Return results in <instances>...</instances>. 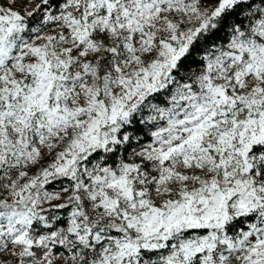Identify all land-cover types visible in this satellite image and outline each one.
Returning a JSON list of instances; mask_svg holds the SVG:
<instances>
[{"label":"snow or ice","instance_id":"1","mask_svg":"<svg viewBox=\"0 0 264 264\" xmlns=\"http://www.w3.org/2000/svg\"><path fill=\"white\" fill-rule=\"evenodd\" d=\"M0 264H264V0H0Z\"/></svg>","mask_w":264,"mask_h":264}]
</instances>
